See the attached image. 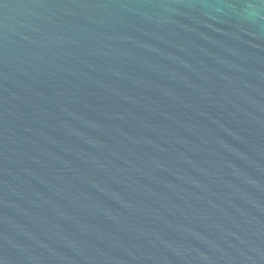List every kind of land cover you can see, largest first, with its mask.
I'll use <instances>...</instances> for the list:
<instances>
[{"label": "water", "instance_id": "obj_1", "mask_svg": "<svg viewBox=\"0 0 264 264\" xmlns=\"http://www.w3.org/2000/svg\"><path fill=\"white\" fill-rule=\"evenodd\" d=\"M0 264H264V0H0Z\"/></svg>", "mask_w": 264, "mask_h": 264}]
</instances>
